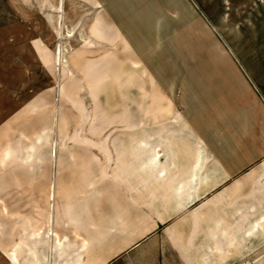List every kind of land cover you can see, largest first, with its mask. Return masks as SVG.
<instances>
[{"label":"rangeland","instance_id":"1","mask_svg":"<svg viewBox=\"0 0 264 264\" xmlns=\"http://www.w3.org/2000/svg\"><path fill=\"white\" fill-rule=\"evenodd\" d=\"M252 56L257 67L264 0H0V264H100L60 258L59 241L43 231L53 202L49 155L68 148L52 144L107 136L88 129L103 123L170 121L188 111L200 130L205 95L241 87ZM146 84L169 91L171 113L139 112ZM135 191L132 242L107 264H179L162 240L127 247L147 230Z\"/></svg>","mask_w":264,"mask_h":264},{"label":"crops","instance_id":"2","mask_svg":"<svg viewBox=\"0 0 264 264\" xmlns=\"http://www.w3.org/2000/svg\"><path fill=\"white\" fill-rule=\"evenodd\" d=\"M252 57L241 87L205 95L200 130L188 111L170 121L103 123L88 129L107 136L52 144L68 147L49 155L53 202L43 226L59 241L60 258L107 264L127 249L134 189L147 230L127 247L162 240L179 264L264 258V56L257 67ZM138 92L141 114L174 108L167 90L146 84Z\"/></svg>","mask_w":264,"mask_h":264},{"label":"bare ground","instance_id":"3","mask_svg":"<svg viewBox=\"0 0 264 264\" xmlns=\"http://www.w3.org/2000/svg\"><path fill=\"white\" fill-rule=\"evenodd\" d=\"M61 1V0H60ZM59 4H61V3H59ZM57 56H58V60H59V56H60V49L59 50H57ZM51 186V185H50ZM52 187V186H51ZM50 191H52V189L50 190ZM52 193H53V191H52ZM52 197V195L50 194V198ZM50 235H51V233H50Z\"/></svg>","mask_w":264,"mask_h":264}]
</instances>
